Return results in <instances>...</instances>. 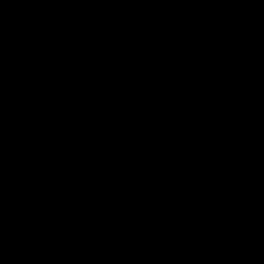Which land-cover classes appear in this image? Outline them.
Listing matches in <instances>:
<instances>
[{
    "label": "trees",
    "instance_id": "16d2710c",
    "mask_svg": "<svg viewBox=\"0 0 264 264\" xmlns=\"http://www.w3.org/2000/svg\"><path fill=\"white\" fill-rule=\"evenodd\" d=\"M0 264H264V0H0Z\"/></svg>",
    "mask_w": 264,
    "mask_h": 264
}]
</instances>
